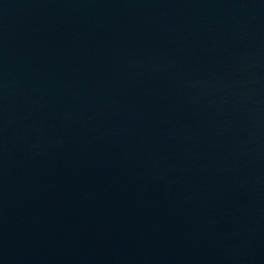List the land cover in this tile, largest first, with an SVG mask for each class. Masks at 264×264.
<instances>
[{
	"label": "water",
	"instance_id": "obj_1",
	"mask_svg": "<svg viewBox=\"0 0 264 264\" xmlns=\"http://www.w3.org/2000/svg\"><path fill=\"white\" fill-rule=\"evenodd\" d=\"M0 264H264V0H0Z\"/></svg>",
	"mask_w": 264,
	"mask_h": 264
}]
</instances>
